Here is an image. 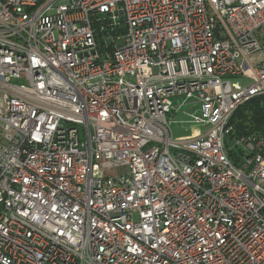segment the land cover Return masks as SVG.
Returning a JSON list of instances; mask_svg holds the SVG:
<instances>
[{
	"label": "built area",
	"instance_id": "2783aa9c",
	"mask_svg": "<svg viewBox=\"0 0 264 264\" xmlns=\"http://www.w3.org/2000/svg\"><path fill=\"white\" fill-rule=\"evenodd\" d=\"M260 95L264 0H0V264H264Z\"/></svg>",
	"mask_w": 264,
	"mask_h": 264
},
{
	"label": "trees",
	"instance_id": "16d2710c",
	"mask_svg": "<svg viewBox=\"0 0 264 264\" xmlns=\"http://www.w3.org/2000/svg\"><path fill=\"white\" fill-rule=\"evenodd\" d=\"M231 122L234 136H264V95L256 96L241 105Z\"/></svg>",
	"mask_w": 264,
	"mask_h": 264
},
{
	"label": "rangeland",
	"instance_id": "374dc122",
	"mask_svg": "<svg viewBox=\"0 0 264 264\" xmlns=\"http://www.w3.org/2000/svg\"><path fill=\"white\" fill-rule=\"evenodd\" d=\"M187 109H189V112H191V113L193 112V110L190 109L188 105H185L182 108V110H187ZM176 119L178 121L171 124V128H172L173 135L175 138L190 136V135H192L194 129L196 127H198V125H196V124L192 123V121H190V119H191L190 115L180 114L179 116H177ZM181 120H184L185 122H183ZM232 146L235 147L233 144H232Z\"/></svg>",
	"mask_w": 264,
	"mask_h": 264
}]
</instances>
